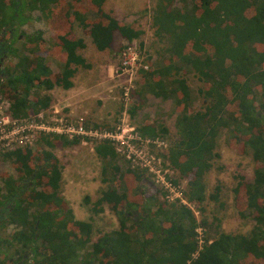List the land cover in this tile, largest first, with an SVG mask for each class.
Instances as JSON below:
<instances>
[{"label": "trees", "instance_id": "16d2710c", "mask_svg": "<svg viewBox=\"0 0 264 264\" xmlns=\"http://www.w3.org/2000/svg\"><path fill=\"white\" fill-rule=\"evenodd\" d=\"M72 1L73 6L68 0H0V92L10 99L13 116L50 105L47 98L30 100L33 88H71V65L91 67L77 53L84 40L74 37V21L101 51L112 47L117 32L129 42L143 34L104 11L105 0ZM93 9L98 14L94 19L89 17ZM36 10L57 32L54 49L45 46L42 31L15 32ZM153 26L166 49L153 63L148 59L152 69L142 71L139 92L175 102L177 138L165 153L169 166L187 179V202L203 210L205 176L220 156L218 137L227 131L230 143L256 162L253 181L241 177L234 189L239 211L248 210L256 222L251 233L220 232L200 248L198 227L205 221L200 223L180 199L160 201L146 171L123 170L120 155L106 140L96 143L95 151L109 186L93 211L109 204L120 227L93 241L94 224L77 219L60 194L63 169L50 150L80 140L48 135L41 142L49 149L7 154L14 158L18 177L5 175L0 186V264H264V0H192V6L187 0H157ZM21 36L22 47H15ZM59 49L66 61L61 73H53L45 57ZM9 55L17 61L3 66ZM188 73L202 87L193 89ZM197 99L203 103L200 109L195 108ZM129 113L133 116L135 110ZM138 129L151 137L168 132L159 123ZM216 189L213 198L218 199L220 187ZM8 225L16 228L10 234L5 233Z\"/></svg>", "mask_w": 264, "mask_h": 264}, {"label": "rangeland", "instance_id": "374dc122", "mask_svg": "<svg viewBox=\"0 0 264 264\" xmlns=\"http://www.w3.org/2000/svg\"><path fill=\"white\" fill-rule=\"evenodd\" d=\"M68 1L71 2V6H73V1ZM105 1L107 9H110L113 5L127 6L130 4H132L131 6H133L134 9H139L130 11V13H126L128 11L124 9V14L121 12L122 16L120 18L122 19H120V22L122 24L133 25L137 29L142 30L143 34L140 38L134 40L133 42H129L117 32L112 47L110 49H106V52L98 53L95 49V44L92 42L91 36L86 33V30L77 21L72 23L71 28L74 37L79 38V36H81L86 41L87 48L83 51L84 53L89 54V58L93 61H96L99 57H101L100 60H102V57H109L114 60L115 69L113 74L112 72L105 74V66L98 68L97 64H95L96 68L91 70V72L86 71L92 75L89 76L88 74L85 77L87 81L96 82V80H98V82L102 81L104 84L108 82L106 85L112 89L109 90L107 95V97H110L111 94L110 99L113 101V106H111L109 110V115H111L109 117L112 119L109 124H111L112 127L105 128L101 126L100 128H116L122 122L121 120L123 118L124 110L127 109L129 114L130 108L135 110V114L132 118L128 117V120L132 125L141 127L142 124L159 123L160 125L165 126L168 129V132L163 134L164 137L161 135L160 137L167 141L168 148L164 149L163 152H158V156L162 158V163L164 165L163 168L168 169L169 171L167 174L168 178L172 181L176 180L177 182L174 184L179 190L185 193L187 189V179L180 177L178 171H173L165 157L166 151L171 147V142L177 138L176 119L178 113L176 111L175 102L172 99L164 100L149 92H139L141 91V87L143 85L142 71L139 72L138 78L134 83L130 98L125 101L123 99L122 87L125 86L127 79L124 76H118L121 52L128 43H133L134 46L142 51L144 60L147 61V63L148 59L153 63V61L157 60L159 55L166 49V42L160 40L155 35V28L153 26V15L157 0ZM176 2V4H179L178 1ZM187 2L190 6H192V0H187ZM104 11L106 10L104 9ZM89 17L92 19L98 17L96 9L89 12ZM41 30L43 32V38L45 37L48 42V44L45 43V46L49 48L52 47L54 45V36L57 32L51 27L48 21H46L41 12L36 10L33 12L31 19L24 25L19 26L15 32L18 34H33ZM23 42L24 37L21 36V39L19 38L16 40L15 47H22ZM49 58H51V56ZM16 61L17 58L9 55L3 60V66H11V64H14ZM51 62L55 68H61L59 64L61 61L52 57ZM150 66L152 69V65ZM77 67L79 79V65H77ZM186 79L189 85L195 90L199 89V87H202L203 85L202 81H200L194 73H188L186 75ZM77 82L79 84V80ZM104 89L105 86L99 89V92H104ZM77 92L79 93V89L73 93L74 95L68 96H70L71 99L75 98V95L77 96ZM40 94H43V90L35 92L31 91L30 97L33 99L34 95ZM66 98L67 97H64L63 95L55 97L52 96L51 99L53 102L51 100L50 105H61L60 103H66ZM202 104V100L197 99L195 102V108L200 109ZM115 109H117V111L114 115ZM88 122L95 126L89 120ZM96 128L99 127L96 126ZM41 141L42 140H40L38 147H35L34 150H32L33 152H42L44 148H47V146H45ZM95 144L96 143L94 142L84 143L81 141V143L77 145H64L66 146L64 149H61L62 146H60L59 149H55V153L60 157L61 163L64 167V180L62 182L63 184L61 189L62 195L68 197L69 202L74 205L75 209H77V213L75 215L76 218L91 221L94 224V231L92 234L93 241H96L101 234L120 227L118 215L111 209L109 204H103L102 210L99 212L93 211L94 202L98 199V197H100L102 189H105L108 184L103 180L104 175L102 169L104 163L94 151ZM240 148L241 147L239 145L230 143V136L227 131H223L219 135L216 150L220 153V156L215 158L213 161V168L208 171L205 176L206 199L201 204L203 210H200L197 204L194 205L188 202V205H190L192 210L195 212L198 221L200 223L205 221V223H202L198 227L197 239L199 241V245L201 246L206 239L212 241L219 235L220 232L249 235L256 223L250 216V212L248 210L243 213L239 211L235 199L234 189L241 180V177H244L246 181H253L256 166V162L252 158V155L249 152L242 153ZM119 165L123 170L131 168L122 156H120ZM145 174L149 178V181L153 183L155 189L158 190L157 198L160 201H163L164 199L169 201L166 199V195L164 196V191L158 186L154 177L149 175L147 172H145ZM5 175L18 177V172L14 164V158L8 157L7 155L0 157V186H3V179ZM217 186L220 187V191L218 193V199H215L213 198V195L217 190ZM159 189L162 191L161 193ZM144 190L147 189L144 188ZM147 194L148 190L143 192L142 196L146 197ZM86 197H89L90 200L87 201ZM136 216L137 214L132 217L136 218ZM130 223L131 222H129V224ZM14 229L16 228L13 225H8L5 229V233L10 234L14 231ZM201 240H203L202 244H200Z\"/></svg>", "mask_w": 264, "mask_h": 264}, {"label": "built area", "instance_id": "2783aa9c", "mask_svg": "<svg viewBox=\"0 0 264 264\" xmlns=\"http://www.w3.org/2000/svg\"><path fill=\"white\" fill-rule=\"evenodd\" d=\"M149 69L150 65L144 60L142 51L133 43H128L121 52L118 71V76L127 79L122 87L125 101L130 98L139 72ZM128 117L125 109L121 124L113 129H101L90 124L85 116L66 112L65 107L58 104L17 117L12 115L11 101L0 92V157L19 149L34 150L41 137L48 135L78 139L84 143L109 140L132 169L145 170L154 177L166 194V199L172 202L180 199L182 203L189 204L184 199V193L168 178L169 171L163 168L162 158L158 156V152L168 148L167 141L161 137L143 135Z\"/></svg>", "mask_w": 264, "mask_h": 264}, {"label": "crops", "instance_id": "0c3cea01", "mask_svg": "<svg viewBox=\"0 0 264 264\" xmlns=\"http://www.w3.org/2000/svg\"><path fill=\"white\" fill-rule=\"evenodd\" d=\"M105 4H106V1H104V3H103L104 9L106 11L110 12L111 15L114 16L119 21H120V19H122L120 17L122 16L124 9L126 11H128L126 13H130V11L139 10V9H134L133 6H131L132 4L127 5V6L126 5H123V6L113 5V7L111 6L110 9H107ZM132 27H134V26L132 25ZM134 28L137 29L136 27H134ZM33 34H35V33H33ZM79 38L84 40V47L78 48L77 53L79 55H81L83 58H85L86 61L91 65V67H84V66L79 65V79H78V72H77L78 67H77V64L73 63L71 65V67L73 69H75V73H74L73 77H71V81L73 83V86L71 88L65 89L64 87L58 86V85H56L52 89L33 88L31 90L33 92L38 91V90L39 91L43 90V94L34 95L33 99L35 100L38 97V98H41L42 100H46V98H47L50 100V103H51V100L53 99V98L51 99L52 96L55 97V96H59V95L62 96L63 95L64 97H67L65 99L66 103H60V104L65 106L66 112L71 111L74 115H79V116L85 115L90 122H92L95 126H97L99 128L101 126L105 127V128L106 127H112L111 124H109L112 121V119L109 117V116H111V115H109V110H110L111 106H113V101H112V99H110L111 94H110V97H107L109 90H112V89L106 85V83H108V82H106L105 84L102 83V81L98 82V80H96V82H92V81L89 82V81H87V79L85 77L89 74L86 71L91 72V70L96 68L95 64L98 65V68L105 66L104 67L105 68V74L111 73V72L113 74V71L115 69L114 60H112L109 57H107V58L102 57V60H100L101 57H99L96 61H93L91 58H89V54H86L83 51L84 49L87 48L86 47L87 44H86L85 39L81 36H79ZM44 41L46 44H48L45 37H44ZM53 46L50 47V49H54L55 47H53ZM95 49L98 53L106 52V50L101 51L97 47H95ZM91 52H93V51H91ZM30 56H31V54H30ZM48 56L49 57L51 56V58L53 57L56 60L61 61L59 63L61 68H55L53 66V63L51 62V58H49ZM48 56L45 57V61H46L47 65L50 67L51 71L53 73H61L62 69L65 65V61H66L65 60L66 56H65L64 52L59 49L58 52L56 51L54 54L50 53ZM102 63H104V64H102ZM100 64H102V65H100ZM90 75H91V73L89 74V76ZM78 80H79V84L77 82ZM104 86H105L104 92H99V89H101ZM77 89H79V93L77 92L76 93L77 96L75 95V98L71 99L70 96H68V95H74L73 93L75 91H77ZM29 98H30V100H33L30 96H29ZM95 101H96V104H95ZM52 102H53V100H52ZM49 106H47V107H49ZM44 108H46V107H44ZM40 109H42V108H40ZM116 111H117V109L114 110V115H115ZM114 115H113V117H114ZM129 117L132 118V115L130 113H129ZM143 125H145V124H142V126ZM60 137H62V136H60ZM79 143H81V141L76 143V144H68V145H77ZM68 145H66V146H68ZM60 146H62L61 149H64L66 147L64 145L58 144V145H55L53 148H50V150L59 159L60 165L62 166V169H64L63 164L61 163L60 157L58 156V154L55 153V149H59ZM47 148L49 149V147H47ZM94 151H95V147H94ZM63 180H64V171L62 170L61 189H62ZM107 183H108L107 187L105 189H102L100 197L102 196V193L108 189L109 182H107ZM60 194L62 195V192H60ZM62 197L65 198V200L68 202L71 209L73 210L74 215H76L77 209H75L74 205L69 202V198L65 197L64 195H62ZM100 197H98V198H100Z\"/></svg>", "mask_w": 264, "mask_h": 264}]
</instances>
